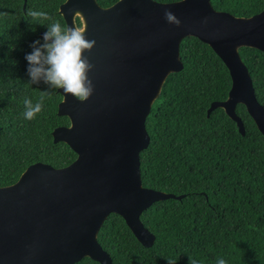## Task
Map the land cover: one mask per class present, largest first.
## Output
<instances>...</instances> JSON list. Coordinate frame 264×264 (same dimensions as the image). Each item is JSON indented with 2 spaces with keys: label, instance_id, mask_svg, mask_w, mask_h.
Masks as SVG:
<instances>
[{
  "label": "trees",
  "instance_id": "obj_1",
  "mask_svg": "<svg viewBox=\"0 0 264 264\" xmlns=\"http://www.w3.org/2000/svg\"><path fill=\"white\" fill-rule=\"evenodd\" d=\"M65 0H0V186L16 182L32 163L56 167L70 164L77 153L54 142L55 127L69 125L58 115L62 95L43 81L32 84L25 59L41 31L59 21ZM109 6L117 0H98ZM172 2L176 0H158ZM218 10L251 16L264 0H212ZM29 10L47 12L34 19ZM81 24L80 19H77ZM183 70L171 73L147 117L151 141L140 154L146 187L184 194L157 201L141 220L156 235L151 247L136 238L125 219L112 213L98 235L114 264H264V135L245 105H237L246 134L223 108L207 111L213 101L227 98L232 85L224 61L195 36L180 46ZM256 96L264 105V51L241 47ZM47 91L44 107L28 120L24 100L37 102ZM75 264H100L85 257Z\"/></svg>",
  "mask_w": 264,
  "mask_h": 264
},
{
  "label": "water",
  "instance_id": "obj_2",
  "mask_svg": "<svg viewBox=\"0 0 264 264\" xmlns=\"http://www.w3.org/2000/svg\"><path fill=\"white\" fill-rule=\"evenodd\" d=\"M165 10L176 14L180 27L166 22ZM59 13L66 27H82L96 41L84 53L94 65L88 76L95 88L85 101L57 89V114L70 124L55 127L53 140L67 143L77 157L62 167L37 161L16 182L0 186V264H75L85 257L114 264L98 239L112 213L144 246L154 244L142 212L184 194L144 186L140 154L151 141L146 120L154 103L168 76L184 68L180 46L187 36L210 45L232 79L227 98L213 101L208 117L221 107L245 135L237 113L243 104L264 135V105L240 54L241 47L264 51V9L241 16L216 9L212 0H117L109 6L65 0Z\"/></svg>",
  "mask_w": 264,
  "mask_h": 264
},
{
  "label": "clouds",
  "instance_id": "obj_3",
  "mask_svg": "<svg viewBox=\"0 0 264 264\" xmlns=\"http://www.w3.org/2000/svg\"><path fill=\"white\" fill-rule=\"evenodd\" d=\"M34 19H50L47 12L29 10L27 13ZM164 19L170 25L180 27L182 21L171 10L164 11ZM43 43L35 41L31 47L33 51L27 54L25 59L29 63L28 75L32 84L43 81L49 89H63L81 101L87 100L94 92V83L88 73L94 65L84 55L85 51H91L95 40H89L85 36L82 27L62 28L59 21L48 26V31L43 36ZM47 91L41 95L35 103L31 99H25L26 119H33L42 111ZM171 264V261H170ZM191 264H195L191 261ZM218 264H226L224 259H219Z\"/></svg>",
  "mask_w": 264,
  "mask_h": 264
}]
</instances>
